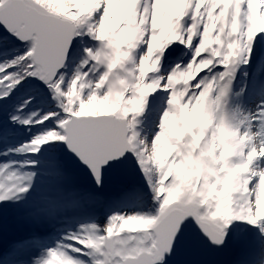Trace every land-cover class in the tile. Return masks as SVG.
<instances>
[{"label": "snow or ice", "instance_id": "6c2138e0", "mask_svg": "<svg viewBox=\"0 0 264 264\" xmlns=\"http://www.w3.org/2000/svg\"><path fill=\"white\" fill-rule=\"evenodd\" d=\"M0 264H264V0H0Z\"/></svg>", "mask_w": 264, "mask_h": 264}]
</instances>
